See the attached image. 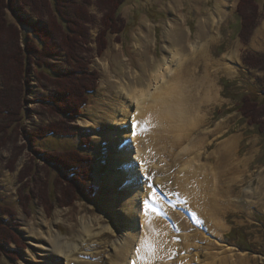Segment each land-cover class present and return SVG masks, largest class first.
I'll list each match as a JSON object with an SVG mask.
<instances>
[{
	"label": "rangeland",
	"instance_id": "374dc122",
	"mask_svg": "<svg viewBox=\"0 0 264 264\" xmlns=\"http://www.w3.org/2000/svg\"><path fill=\"white\" fill-rule=\"evenodd\" d=\"M117 1L122 3L120 9L109 14L96 7L98 0H91L88 6V44L82 53L75 52V58L83 61V79L92 82L93 92L80 115L63 121L48 110L44 99L54 92L53 85L43 72L32 68L24 87L21 124L13 129L14 123H9L11 127L8 122L0 124V264H110L116 245L130 229L117 202L133 199L132 182L138 178L146 184L132 141L128 142L134 167L132 182L123 184L125 166L119 162L126 145L117 151V146L104 140L113 129L109 122L112 111L124 106L122 89L146 87L151 73L169 57L167 47L178 49L184 60L192 56V44L205 48V58L203 53L200 59L196 57L199 75L205 70V59L213 63L234 55L241 65L230 64L229 75L218 68L213 73L214 98L187 114L186 120L196 125L184 131L179 145L184 152L170 144L164 149V141L158 145L159 154L172 166L171 172L200 153L199 165L214 174L210 185L213 200L205 201L211 206L216 228L203 220L186 225L184 233L195 240L192 244L177 241L179 253L163 264H264V135L249 125L237 108L251 88L261 92L263 87L264 71L248 68L242 60L248 55L264 56V0L258 3L261 18L247 42L240 37L239 0ZM19 14L28 17L27 12ZM106 25L110 30L100 37V29L109 28ZM68 62V56L61 53L48 64L61 72L68 69ZM174 64L171 69L176 73ZM185 95L199 99L191 91ZM184 122L173 121L169 126L183 129ZM51 126H56L57 134L46 135ZM168 138L172 139L165 141ZM229 140H235V146L228 158L220 161L218 152ZM140 142L143 144L144 138ZM197 145L202 148L192 152ZM159 166L156 170L160 171ZM78 167L84 168L81 174ZM140 193L138 190L135 200L142 206ZM179 200L172 199L173 213H181L190 222L187 201ZM141 211L140 207L136 215L138 233ZM83 228H88L90 237L83 234ZM71 248L75 252L68 263L64 254ZM152 264L162 263L157 259Z\"/></svg>",
	"mask_w": 264,
	"mask_h": 264
},
{
	"label": "bare ground",
	"instance_id": "6f19581e",
	"mask_svg": "<svg viewBox=\"0 0 264 264\" xmlns=\"http://www.w3.org/2000/svg\"><path fill=\"white\" fill-rule=\"evenodd\" d=\"M189 47V54L192 56L184 60L180 58L181 55H179L178 49H173L172 46L167 47L165 50L168 52L169 57L162 60L156 70L151 73L146 87L141 89L128 88V91L122 89L120 93L123 94L125 92L124 94L126 95L123 102L124 106L121 110L114 109L112 111L113 115L109 122H111L113 129L105 134L104 140H109L114 146H117V151L120 147L126 145L123 150H127L122 151L123 153L121 154L119 162L121 165L125 166V172L122 175L123 184L127 185L128 182L131 181L132 176L133 162L128 156V146L130 147V143L128 142L131 141L135 145V153L133 152L135 154L134 158L137 162L142 164L141 172H143L146 184L142 183L141 177L137 175L140 179L138 178V180L134 182L131 181L135 188V191H133V199L117 202L123 213L126 214L125 217L129 221L128 226L130 229H128L127 236H125L123 241L120 242L119 245H116L110 264H133V261H135V264H145V261L137 258L136 249L138 247L141 248L140 255L147 256V264H152V262L157 259L163 264L165 260L174 256L177 251L179 253L177 241L180 240L186 244L190 241L192 244V241L195 240L194 236H189L186 234L187 232L184 233L188 231L186 230V225L197 224L203 220L204 222L206 221L211 228L215 227V220L211 217L212 214L210 213L212 212L209 209L211 206L205 201L209 199H211V201L213 200L214 193H212L210 185L213 181L212 179H214V174L210 169H202L201 165H199L198 162L201 159V154L197 153L187 162L180 164L177 170L171 172L172 166L167 164L168 162H166L162 156L163 153L159 154L158 151H160V149L158 145L164 141L161 144L165 146L164 149H166V146L169 144L171 145L170 147L179 149L184 131L189 132L193 130L196 125V122L186 120L189 118L187 114L193 110V107H198L214 98L211 83L213 73L219 69L226 75L232 69L230 64L241 65V63L238 62L234 55H230L229 57L222 56L221 60L213 63L209 61V59H205L204 61H206V64L205 67L203 66L205 70L199 75L195 70V62H197L196 57L198 56L200 59L202 56L200 53H203L204 56L205 48L203 46L200 48L197 46V48L195 44ZM174 63H177L175 66L177 70L176 73L174 72L175 69H171V66L175 65ZM181 68L182 70L180 71ZM196 74L199 75V77ZM169 81H175V83L172 84L169 83ZM187 91L196 93V95L199 96V99H196L198 104L193 103V101L196 100H192L185 95ZM202 95L204 97H202ZM200 96L202 97L201 99ZM125 102H129V104ZM132 106L134 110H131ZM132 112L133 118L131 116ZM182 120H185L182 124L183 129H179V125H176L174 128H171L172 125L169 126L173 121L179 124ZM167 137H172L173 140L168 138L169 140L167 142V140L165 141ZM141 138H144L145 145L140 142ZM149 141L151 142L150 146H148ZM197 146L198 147L193 146L191 148L192 152H196V150L198 151V149L202 148L200 145ZM234 146L235 140L226 141L221 146L218 152L220 161H224L228 158ZM179 151L184 152L185 150L180 148ZM157 166L161 167L160 171L156 170ZM113 183L116 185V179ZM172 186L175 190L172 189ZM138 190L141 192L142 206H139L135 200V197L138 196ZM153 190H155V194L158 198L156 201H153L151 198ZM172 195H174L175 198ZM172 199L175 201L179 199L187 201L190 214H192V222H187L185 217L179 212L173 213V207L170 206L174 204ZM146 202L149 205L147 215L145 214ZM140 207L142 210L140 221L141 233L140 231L138 233L136 215L139 214ZM151 208H155L156 212H152L150 210ZM219 226L222 227L224 225L220 223ZM82 232L83 234H87V237H90L88 228H83ZM85 237L81 238V241H84ZM143 242L154 245L155 251L146 253L142 248ZM182 242L181 245H183ZM69 250L72 251H67V254H64L67 262L72 260L71 254L75 252L74 248ZM181 258L180 262H185V260L182 261Z\"/></svg>",
	"mask_w": 264,
	"mask_h": 264
},
{
	"label": "trees",
	"instance_id": "16d2710c",
	"mask_svg": "<svg viewBox=\"0 0 264 264\" xmlns=\"http://www.w3.org/2000/svg\"><path fill=\"white\" fill-rule=\"evenodd\" d=\"M259 1L239 0L237 4L236 13L241 23L240 37L243 42L248 41L261 18ZM95 4L100 10L114 13L122 3L117 0H98ZM89 5H92L91 0H82L81 3L78 0H0L1 125L5 126L8 122V126H13V129L21 124L24 87L32 68L43 72L53 85L51 88L54 92L44 99L48 110H53L63 121L76 119L80 115L93 92L90 86L92 82L87 84L83 79V61L75 58V52L82 53L88 44L85 26L88 23L85 20ZM18 12H27L28 17H21ZM33 18L35 21L31 22ZM109 30L110 27L101 28L99 36L103 37ZM61 53L68 56L69 62L65 65L68 69L54 71L48 62L59 58ZM242 63L248 68L264 71V56L248 55ZM222 85L226 87V82ZM262 86L261 92L251 88L250 94L241 98L237 108L249 125L264 135V78ZM5 117H8V121ZM55 127L48 128L45 134H57ZM77 169L80 174L84 170Z\"/></svg>",
	"mask_w": 264,
	"mask_h": 264
},
{
	"label": "snow or ice",
	"instance_id": "6c2138e0",
	"mask_svg": "<svg viewBox=\"0 0 264 264\" xmlns=\"http://www.w3.org/2000/svg\"><path fill=\"white\" fill-rule=\"evenodd\" d=\"M151 198H152L153 201H156L158 199L157 196H156V194H155V190H153L152 195H151ZM145 208H146V213L145 214L147 215L148 214V210H149V205L147 204V202L145 203ZM150 210L152 212H156V209L155 208H151ZM142 248L144 249V251L146 253H152V252L155 251V246L152 245V244H148L147 242H143L142 243ZM136 251H137V258L145 261V264H147V256L146 255L145 256L140 255L141 248L138 247L136 249ZM133 264H135V261H133Z\"/></svg>",
	"mask_w": 264,
	"mask_h": 264
},
{
	"label": "crops",
	"instance_id": "0c3cea01",
	"mask_svg": "<svg viewBox=\"0 0 264 264\" xmlns=\"http://www.w3.org/2000/svg\"><path fill=\"white\" fill-rule=\"evenodd\" d=\"M263 26H264V21H263Z\"/></svg>",
	"mask_w": 264,
	"mask_h": 264
}]
</instances>
